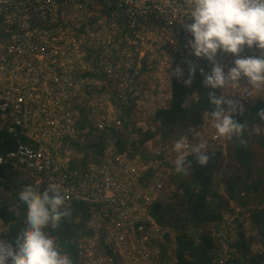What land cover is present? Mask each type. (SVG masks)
I'll return each instance as SVG.
<instances>
[{"label": "built area", "instance_id": "built-area-1", "mask_svg": "<svg viewBox=\"0 0 264 264\" xmlns=\"http://www.w3.org/2000/svg\"><path fill=\"white\" fill-rule=\"evenodd\" d=\"M110 1L126 9L130 15L131 11L144 10L149 12L148 16L155 17L157 25H153L165 37L163 46L167 44L168 52L178 55L183 62V76L175 82L187 86L188 61L196 65L195 75L201 73V69L205 74L211 72L209 61L190 54L187 45L193 37L183 25L189 16L184 0ZM159 6H165V11L160 10ZM65 8L77 10V0H0V133L9 136L16 144L15 148L2 150L0 143L1 181L23 178V182L31 183L41 192L49 184L61 185L66 196V207L71 209L72 205H77L91 208L92 219L107 235L105 240L108 250L120 259L117 264H146L145 257L137 255L138 251L132 248L131 238L123 234L136 229L148 235L155 230L162 233L160 224L151 216L152 207L154 203L157 204L156 193L149 185L143 191L139 187L140 172L143 170L142 165L137 164L139 156L130 159L127 153H119L112 147L106 148L102 161L90 164L88 171L79 177L63 173L61 167L64 164L51 160L47 148L50 143L44 140L45 137H64L80 141L83 135L89 133L91 123L100 134L113 133L117 137L122 126V121L113 119L109 111L98 114L92 110L95 108L93 101H77V76L72 71L77 68V62L73 58V51H70L72 44L65 33L56 30L59 23L66 22ZM72 25H76L75 20ZM260 54L258 49L246 48L241 57H258ZM235 59V56L222 52L217 56L225 72L233 66ZM173 82L166 101L136 102L133 112L138 117L137 132L147 133L150 129L146 122L157 120L159 111L171 109ZM217 91L220 95L223 90ZM225 95H230L228 99L239 101L244 112L264 102V89H251L246 79H242L239 85L229 86ZM199 99L198 91H191L185 106L197 104ZM77 110L84 111L90 122L89 128L83 132L74 129V122L79 116ZM209 113L204 111L200 120L191 125L189 143L198 145L199 139H203L208 142L209 157H229V139L217 135ZM174 141L176 139L166 141L162 148L160 145L159 151L155 153L158 166L165 165L175 170L177 153L173 150ZM32 144H40V147L36 149ZM151 144L144 142L142 146L151 152ZM189 158L196 156L193 154ZM224 187L218 193L227 198ZM229 204L233 207V203L229 201ZM3 225L4 222L0 220L2 240L5 234L1 229ZM209 236L216 242V248L211 253H218L221 264H228L229 246L224 243L221 246L215 233ZM175 240L176 237L168 255L170 264H177Z\"/></svg>", "mask_w": 264, "mask_h": 264}, {"label": "rangeland", "instance_id": "rangeland-1", "mask_svg": "<svg viewBox=\"0 0 264 264\" xmlns=\"http://www.w3.org/2000/svg\"><path fill=\"white\" fill-rule=\"evenodd\" d=\"M105 1L77 0V10L65 8L66 22L59 23L56 30L61 34L65 33L67 40L72 44L70 51H73V58L77 62V68L72 70L77 76V101H93L95 108H91L92 110L98 114L109 111L113 119L122 121V126L118 130L117 137H114L113 133L100 134L91 126L93 124L87 121L85 112L77 110L79 116L74 122L75 131H85L89 128V123V133L83 135L80 141L77 138L74 140L64 137H45V142L50 143L47 144L49 155L52 161L64 164L61 167L63 173L68 172L79 177L88 171L90 164H98L102 161L106 148L112 147L119 153H127L130 159L139 156L137 164H141L143 169L139 181L142 191L146 186H151L156 193L157 204L170 206L176 212L181 211L184 209L185 199L177 179L178 173L173 168L164 167L165 165L158 166L155 153L159 151L160 145L161 148L162 144L166 145V141L189 137V129L195 123L187 120L174 130H163L156 119H150L146 122L150 132H137L138 117L134 115L133 110L136 109L137 101H166V97L170 96L172 81L178 80L175 70L177 67L182 69V59L165 51V47L163 48L165 37L156 30L157 26L153 25H157L155 17L148 16V11L135 10L131 11L132 15H130L126 9L120 8L113 1ZM74 20L76 25H72ZM201 80L204 81V76L196 74V82L191 91L199 90L197 84ZM259 127L264 130V123ZM149 134L150 137L146 138ZM255 134L257 133L253 130L251 135ZM260 135L264 137V131ZM144 142H152L151 152H147L148 148L142 146ZM31 146L38 149L40 144ZM89 146L90 149L87 148ZM256 156L259 157L256 162L264 176V159L261 160L264 154L256 150ZM237 170L238 166L232 156L221 157L216 162L214 185L217 193L225 186L227 175ZM11 181L17 184L20 194L21 188L25 186L18 184L20 181L17 179ZM2 193L10 204L19 200V194L16 192L1 190L0 196ZM263 199L264 191L260 193V197L251 194L246 200L248 201L246 206L229 200L233 203V207L229 202L222 207L221 221L202 225L197 232L192 228L191 222L185 220L181 222L172 216L168 217L163 225L160 224L159 229L162 233H157L155 230L148 235L136 229L123 234L131 238L132 248L138 251L137 255L142 254L145 257L146 264H170L168 255L172 251L173 239L180 230L179 224H183L185 231L190 234L215 233L218 243L221 246L223 243L227 244L230 248L228 264H240L236 262L240 254L235 246L240 234L249 242L251 254L260 253L264 249L251 220L253 211L264 208V203L260 202ZM72 207L81 209L72 213L74 224L78 229H71L74 237L67 239L75 246L77 261L75 262L74 257L70 256V252L60 247L57 238L49 233L50 228L46 229L48 235L54 238L60 249L70 256L73 264H117L120 259L108 250L105 240L107 235L92 219L91 208L88 206L85 209L77 205ZM14 210L18 212L20 207H14ZM25 212L27 213V209ZM13 227L12 223L1 227L5 233L3 235L5 242L14 241ZM212 240L214 241L213 238ZM214 245L216 248L215 241ZM211 254L213 263L221 264L219 254L213 252Z\"/></svg>", "mask_w": 264, "mask_h": 264}, {"label": "clouds", "instance_id": "clouds-1", "mask_svg": "<svg viewBox=\"0 0 264 264\" xmlns=\"http://www.w3.org/2000/svg\"><path fill=\"white\" fill-rule=\"evenodd\" d=\"M184 4L189 16L183 25L193 37L187 45L190 54L206 59L212 65L210 73L205 74L201 69L203 85L223 90L220 95L210 92L207 96L216 133L228 139L242 136L247 123L241 124L233 116L237 111L243 114L245 109L239 101L228 99L230 95L225 92L229 86L239 85L242 79L247 80L251 89H264V0H184ZM246 48L258 49L261 54L242 58L241 53ZM221 52L236 57L227 72L217 60ZM187 63L189 78L185 84L190 86L196 65L191 61ZM175 75L181 78L183 70L177 67ZM257 118L264 121V109ZM254 131L261 134L264 130L256 126ZM173 150L177 153L174 165L179 174L186 175L189 169L192 170L188 158L193 154L198 165L209 163L208 142L203 139H199L198 145H191L188 137H181L174 141ZM19 200L27 206L26 226L16 235L14 245L0 239V264H73L70 256L46 232L48 228L59 229L62 221L72 215L66 207L61 185L49 184L43 192L25 186Z\"/></svg>", "mask_w": 264, "mask_h": 264}, {"label": "trees", "instance_id": "trees-1", "mask_svg": "<svg viewBox=\"0 0 264 264\" xmlns=\"http://www.w3.org/2000/svg\"><path fill=\"white\" fill-rule=\"evenodd\" d=\"M201 74V73H197ZM202 75V74H201ZM196 82V75L193 78L192 84L183 86L178 82H173L172 87V106L169 110H162L156 114L157 121L160 122L163 130H174L182 125L185 121L191 120L196 123L204 111H212V106L208 102L207 96L210 92L218 95L217 90L204 87L203 81L197 84L200 93V99L197 104L185 106V100L189 95L192 86ZM264 109V102H259L252 108L248 109L243 114L237 113L233 119L241 124L247 123L242 136H234L229 139V151L234 163L237 164L238 170L227 175L224 193L227 198L219 194L215 190L214 174L216 170V162L221 159L220 155H215L209 158L207 166H200L196 163V158H189L192 163V170L188 173L177 174V179L180 182V188L185 199L184 209L176 212L170 206L154 204L151 211V216L157 223L163 225L168 217L174 216L178 221L185 220L192 223V228L196 230L206 224L221 221L223 217L222 207L228 204L229 200L237 202L239 205L246 206L248 198L251 194H256L260 197V193L264 191V176L260 167L257 165L256 150L264 154V137L260 134L251 135L256 126L262 125L264 121L257 118V114ZM166 136V132L164 133ZM150 134L146 137L149 138ZM253 139V141H252ZM0 143L2 150L15 148L16 144L13 139L0 133ZM264 158L261 160L263 161ZM2 170H0V191H9L5 183L1 181ZM264 203V199L260 201ZM14 207H20V211H15ZM27 206L20 200L13 204L7 202L6 196L2 193L0 196V220L14 224L12 237L16 235L26 226ZM75 210L72 208L71 213ZM251 220L256 227L258 235L264 247V208L255 210L251 213ZM184 222V221H183ZM81 227V226H79ZM78 227L74 224V214L71 217L65 218L59 229H49L51 236L56 237L61 248H65L70 252V256L77 261V253L74 245H71L68 240L74 237L71 229ZM179 231L176 235V257L177 264H214L212 261L211 251L214 248V241L209 236V233H198L196 235L185 231V225L179 224ZM239 259L236 262L240 264H263L264 249L260 253L251 254L250 244L245 239L244 235L240 234L238 241L235 244Z\"/></svg>", "mask_w": 264, "mask_h": 264}, {"label": "crops", "instance_id": "crops-1", "mask_svg": "<svg viewBox=\"0 0 264 264\" xmlns=\"http://www.w3.org/2000/svg\"><path fill=\"white\" fill-rule=\"evenodd\" d=\"M190 105H191V104H190ZM190 105H189V106H190ZM189 106H187V107H189ZM200 117H201V116H200ZM199 120H200V118H199ZM199 120H198V121H199ZM198 121H197V122H198ZM186 122H187V121H186ZM197 122H196V123H197ZM196 123H195V124H196ZM160 125H161V124H160ZM120 137H121V136H120ZM87 148L90 149L91 147L89 146V147H87ZM19 181H20V182H18V184H23L24 186H29V185L31 184V183H28V182H27V183L23 182V178H20ZM8 182H9V183H8ZM3 183L6 184V186H7L8 189H9V191L11 190V191H13L14 193L16 192L17 194H19V192H18V191H19V188H17L18 186H16L17 184H16L15 182H13V181H9V180L7 181V180H6V181H4ZM9 185H10V186H9ZM30 186H31V185H30ZM15 187H16L17 189H16ZM24 188H25V187H24ZM24 188H21V190H23ZM14 189H15V191H14ZM72 208H73V207H72ZM85 213H86V211H85ZM81 214L84 215L83 212H81ZM81 227H82V226H81ZM212 258H213V257H212Z\"/></svg>", "mask_w": 264, "mask_h": 264}, {"label": "bare ground", "instance_id": "bare-ground-1", "mask_svg": "<svg viewBox=\"0 0 264 264\" xmlns=\"http://www.w3.org/2000/svg\"><path fill=\"white\" fill-rule=\"evenodd\" d=\"M159 8H160V10H163V11H165V6H159ZM99 18H102V17H100L99 16ZM163 27H164V25H163ZM165 47V51H168V45L167 44H165L164 46H163V48Z\"/></svg>", "mask_w": 264, "mask_h": 264}]
</instances>
